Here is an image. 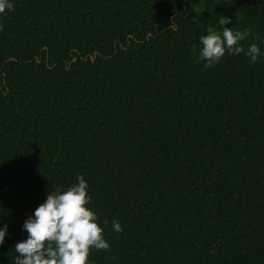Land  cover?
<instances>
[{
    "label": "trees",
    "instance_id": "obj_1",
    "mask_svg": "<svg viewBox=\"0 0 264 264\" xmlns=\"http://www.w3.org/2000/svg\"><path fill=\"white\" fill-rule=\"evenodd\" d=\"M10 2L0 264L50 191L79 175L110 245L88 264H264V0ZM222 16L251 34L205 68L200 37Z\"/></svg>",
    "mask_w": 264,
    "mask_h": 264
},
{
    "label": "clouds",
    "instance_id": "obj_2",
    "mask_svg": "<svg viewBox=\"0 0 264 264\" xmlns=\"http://www.w3.org/2000/svg\"><path fill=\"white\" fill-rule=\"evenodd\" d=\"M13 8L10 0H0V13ZM230 19L222 16L219 25L222 30L207 28V35L200 37L202 48L200 57L205 60V68H211L228 54L238 55L245 52L240 42L250 34V29L233 30L225 25ZM171 27H175L171 25ZM255 64L261 54L260 48L252 44L245 53ZM78 183L66 191H50L46 201L27 219L23 225L28 238L15 246V259L12 264H88L92 249L108 250L110 245L103 235L97 214L87 205L91 197L88 184L82 175ZM107 224V221L104 222ZM115 231H122L117 220L112 221ZM8 231L5 224L0 229V245H3Z\"/></svg>",
    "mask_w": 264,
    "mask_h": 264
}]
</instances>
